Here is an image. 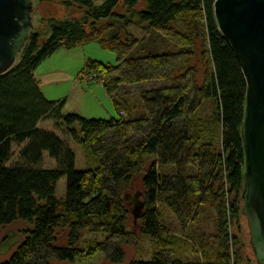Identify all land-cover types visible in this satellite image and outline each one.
<instances>
[{
    "label": "trees",
    "instance_id": "trees-1",
    "mask_svg": "<svg viewBox=\"0 0 264 264\" xmlns=\"http://www.w3.org/2000/svg\"><path fill=\"white\" fill-rule=\"evenodd\" d=\"M213 1L66 0L79 18L50 22L47 37L41 29L29 31L14 65L0 73V228L17 220L29 227L0 264H73L95 253L119 264L123 245L144 237L153 248L151 260L130 264L239 263L231 251L237 237L228 228L242 215L246 83L216 25ZM132 24L145 36L131 34ZM91 41L113 52L115 63L88 59L81 77L103 86L118 117L62 113L64 101L46 99L34 77L56 49ZM133 92L139 96L134 103L125 97ZM207 97L215 102L217 144L202 141L211 121L191 118ZM45 118L78 138L91 166L75 169L72 150L37 127ZM24 141L20 163L6 165L12 142ZM43 151L55 168L37 166ZM138 175L144 207L136 231L123 191ZM61 177L65 194L57 198ZM163 208L174 214L177 232L165 222ZM202 216L212 221V233L197 226ZM85 232L103 237L86 241Z\"/></svg>",
    "mask_w": 264,
    "mask_h": 264
},
{
    "label": "rangeland",
    "instance_id": "rangeland-1",
    "mask_svg": "<svg viewBox=\"0 0 264 264\" xmlns=\"http://www.w3.org/2000/svg\"><path fill=\"white\" fill-rule=\"evenodd\" d=\"M104 0H93L94 4L98 5ZM66 0H32L31 17L33 28L41 29L45 32L44 37H47L50 33L49 25L52 21L62 20L64 18L80 17L81 12L74 6H67ZM142 7V3L138 5ZM35 28V29H34ZM128 31L134 36L140 38L145 36L144 31L140 27L132 24L128 27ZM88 59L99 60L104 63H115V54L111 51L105 50L100 45L91 41L81 44L73 50L60 47L55 52L51 53L44 60L38 64L35 68V79L38 80L39 88L48 100L60 101L63 100L61 112L62 113H76L85 118H109L118 117V113L114 110L113 103L110 98L104 97L102 94L96 91L94 80L91 79V86L93 88L88 89L87 81L81 77L84 63ZM83 76V75H82ZM85 80V81H84ZM83 81V82H81ZM84 86V89L81 87ZM94 91V92H93ZM133 103L139 98L138 93H129L125 95ZM215 102L212 97L205 98L198 109L192 115V121H206L210 120L207 131L204 134L202 141L210 140L217 144L219 140L220 130L219 122L215 119ZM37 127L43 130L53 132L59 137L67 146L72 150L75 157V169L82 170L92 165L90 156L86 149L78 142V138H72L66 135L61 129L55 127L54 122L50 118L42 119L38 122ZM78 129V125H76ZM27 141L22 143L12 142L11 154L6 165H14L20 163L19 149L26 144ZM40 168H55L57 166L54 159L50 158L47 151L42 152V160L37 164ZM136 192L142 193L140 185V175L135 176L131 187L123 191V196L127 193L133 195ZM65 194V178L61 177L57 180L55 186V196L57 198H63ZM142 198V195L140 196ZM125 199V198H124ZM129 211L132 204L129 203V199L125 200ZM164 220L169 224V227L173 229V232H177L176 218L174 214L167 210L162 209ZM130 227L137 231V224L133 222V216L130 212L129 217ZM246 222L243 215L240 216L238 223H229V234L236 235L237 244L231 245V251L237 252L239 257L238 264H255L254 258L249 254L248 239L246 235ZM197 226L203 230V232L210 234L214 231L212 221L202 216ZM29 227L27 222L17 220L11 224L5 225L0 228V236L5 230L12 231L14 236H17L19 241L23 237V231ZM63 235V234H61ZM100 239L102 234H93L89 232L84 233L86 241L92 238ZM63 240V236H62ZM18 241V242H19ZM82 245V243H80ZM3 255H0V261L8 257L9 253L15 248ZM124 258L119 264H130L134 259H142L144 261L151 260L152 245L149 238H139L136 244H124ZM51 264H71L68 261H52ZM73 264H108L102 254L95 253L94 255L84 258L76 259Z\"/></svg>",
    "mask_w": 264,
    "mask_h": 264
},
{
    "label": "water",
    "instance_id": "water-1",
    "mask_svg": "<svg viewBox=\"0 0 264 264\" xmlns=\"http://www.w3.org/2000/svg\"><path fill=\"white\" fill-rule=\"evenodd\" d=\"M31 10L32 0H0V73L14 65L33 28ZM213 14L246 83L240 126L244 150L241 213L247 250L255 264H264V0H214ZM140 196L141 192L124 195L132 204L133 222L144 207ZM11 235H3L0 255L18 243V237Z\"/></svg>",
    "mask_w": 264,
    "mask_h": 264
},
{
    "label": "crops",
    "instance_id": "crops-1",
    "mask_svg": "<svg viewBox=\"0 0 264 264\" xmlns=\"http://www.w3.org/2000/svg\"><path fill=\"white\" fill-rule=\"evenodd\" d=\"M77 47V46H76ZM76 47H73V48H70V49H68V50H73L74 48H76ZM58 50V49H57ZM55 52V51H54ZM35 71L36 70H34V76H35ZM36 77V76H35ZM86 81H87V85H89V87H88V89L90 88V90H91V88H93L92 86H91V82L93 81V79H92V81H91V79H90V77H86V76H82ZM39 79H41V78H38V81H39ZM84 80V81H85ZM81 82H83V81H81ZM94 82H95V80H94ZM96 84L94 85V87L96 88V91L97 92H99L100 94H102L104 97H106V98H110L111 99V101H112V98L107 94V92L105 91V89L103 88V86L100 84V83H97V82H95ZM81 87L84 89V86H82L81 85ZM92 91V90H91ZM94 92V91H93ZM123 101V100H122ZM112 103H113V101H112ZM113 106H114V103H113ZM115 110V109H114ZM124 111L125 110H121L120 112L122 113V114H124ZM110 117H112V116H109V118Z\"/></svg>",
    "mask_w": 264,
    "mask_h": 264
},
{
    "label": "flooded vegetation",
    "instance_id": "flooded-vegetation-1",
    "mask_svg": "<svg viewBox=\"0 0 264 264\" xmlns=\"http://www.w3.org/2000/svg\"><path fill=\"white\" fill-rule=\"evenodd\" d=\"M11 232H12V231L5 230V231L1 234V236H0V241L4 240V238H2L3 235H10V234L13 235V233H11ZM12 235H11V236H12ZM13 236H14V235H13Z\"/></svg>",
    "mask_w": 264,
    "mask_h": 264
},
{
    "label": "built area",
    "instance_id": "built-area-1",
    "mask_svg": "<svg viewBox=\"0 0 264 264\" xmlns=\"http://www.w3.org/2000/svg\"><path fill=\"white\" fill-rule=\"evenodd\" d=\"M93 78V77H92Z\"/></svg>",
    "mask_w": 264,
    "mask_h": 264
}]
</instances>
